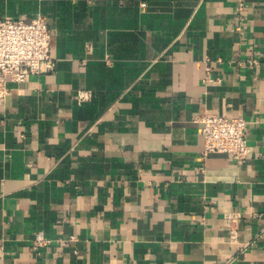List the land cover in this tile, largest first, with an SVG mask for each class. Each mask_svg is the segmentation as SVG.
Wrapping results in <instances>:
<instances>
[{
  "label": "crops",
  "instance_id": "1",
  "mask_svg": "<svg viewBox=\"0 0 264 264\" xmlns=\"http://www.w3.org/2000/svg\"><path fill=\"white\" fill-rule=\"evenodd\" d=\"M38 14L55 69L0 98V264H264V0H0ZM206 110L249 121L246 162H202Z\"/></svg>",
  "mask_w": 264,
  "mask_h": 264
},
{
  "label": "built area",
  "instance_id": "2",
  "mask_svg": "<svg viewBox=\"0 0 264 264\" xmlns=\"http://www.w3.org/2000/svg\"><path fill=\"white\" fill-rule=\"evenodd\" d=\"M243 3H239L236 18L242 20ZM236 30L243 34L241 24ZM52 31L47 17L38 14L30 19L0 18V98H4L10 88L8 82L22 83L30 75L41 74L55 69L54 58L51 55ZM109 62V59H107ZM249 65L259 63L258 58L249 57ZM244 61L239 63L244 64ZM209 69V68H208ZM208 81H215L208 78ZM79 97L85 98L83 94ZM201 123L200 132L204 138L201 160L204 162L212 154L227 155L239 163L248 159L251 149L247 138L249 121L243 116H228L206 110L198 117ZM202 169H204L202 167ZM232 237L238 233L237 222L242 217L241 212L225 213ZM52 241L43 231L35 233L33 249L50 244Z\"/></svg>",
  "mask_w": 264,
  "mask_h": 264
}]
</instances>
